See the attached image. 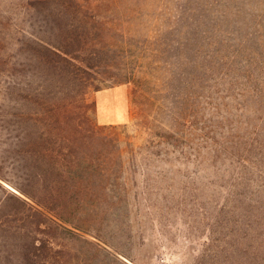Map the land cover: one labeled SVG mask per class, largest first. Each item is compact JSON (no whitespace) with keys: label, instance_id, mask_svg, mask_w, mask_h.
Listing matches in <instances>:
<instances>
[{"label":"rangeland","instance_id":"obj_1","mask_svg":"<svg viewBox=\"0 0 264 264\" xmlns=\"http://www.w3.org/2000/svg\"><path fill=\"white\" fill-rule=\"evenodd\" d=\"M44 1L0 0V172L17 182L18 119L27 150L65 136L102 185L88 223L107 244L55 231L56 264H264V0H82L62 25ZM44 38L94 68L45 60ZM103 102L127 118L101 122Z\"/></svg>","mask_w":264,"mask_h":264},{"label":"trees","instance_id":"obj_2","mask_svg":"<svg viewBox=\"0 0 264 264\" xmlns=\"http://www.w3.org/2000/svg\"><path fill=\"white\" fill-rule=\"evenodd\" d=\"M44 2L46 12L44 19L59 21L61 25L68 20L75 21L81 15H83L81 19L90 15L88 9L90 7L83 4L82 0H45ZM86 20L83 27L89 36L95 25L91 24L89 19ZM80 36L83 37L82 33ZM81 37L77 35L78 39ZM36 43L44 49H40V52L45 60L55 56L63 62L75 64L79 61L85 64V67L94 68L92 63L82 58L84 52V54L89 52L86 47H80V53L76 54L63 50L45 38L42 42L36 40ZM96 53L98 52L93 49L87 55L91 60H95ZM50 54L52 56L48 57ZM68 71L72 73L74 70L69 68ZM126 81L130 80L126 79ZM84 114L87 118V111ZM79 117L81 122L75 124L77 133L85 130L83 117L82 115ZM25 120L26 118L22 117L15 123L24 124ZM35 120L34 122L39 125L38 120ZM20 125L19 133L14 135L12 144L4 150L12 154L13 162L8 166L16 171L17 182L0 172V189L5 193L4 198H0V231L3 232L0 243L6 247L0 254V264H23L21 262L56 264L58 244L54 237L55 231H60L70 240L78 239L96 249L107 250L104 239L93 233L99 229L96 225L88 223L92 215L99 213L104 200V194L100 193L103 189L101 183L94 181L89 169L81 167L84 159L72 154L69 156L64 152L65 136L62 135L60 142L50 152V149L42 148L45 146L39 141L27 150L26 145L31 142L26 143V128ZM22 129L23 133H21ZM92 132L95 133V130L93 129ZM72 142L77 146L84 144L80 136L75 137ZM4 158L9 157L5 154ZM84 162L90 165V161L84 160ZM1 180L13 185L18 192L9 190ZM14 244L21 246V251L11 248Z\"/></svg>","mask_w":264,"mask_h":264},{"label":"crops","instance_id":"obj_3","mask_svg":"<svg viewBox=\"0 0 264 264\" xmlns=\"http://www.w3.org/2000/svg\"><path fill=\"white\" fill-rule=\"evenodd\" d=\"M111 102H103L99 108L100 121L105 124L118 123L128 116V109L124 105L112 108Z\"/></svg>","mask_w":264,"mask_h":264}]
</instances>
